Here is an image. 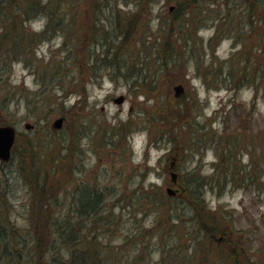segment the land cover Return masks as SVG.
Masks as SVG:
<instances>
[{"label":"rangeland","instance_id":"obj_1","mask_svg":"<svg viewBox=\"0 0 264 264\" xmlns=\"http://www.w3.org/2000/svg\"><path fill=\"white\" fill-rule=\"evenodd\" d=\"M141 1L40 0L33 9L20 7L17 20L0 10V36L13 31L14 37L23 30L26 42L17 47L7 37L4 50L0 42V56L11 52L0 60V125H13L18 137L14 160H0V211L8 214L17 233H29L34 210L29 162H37L54 140L59 150L74 143L49 181L61 204L51 208L48 216L64 214L65 203L72 194L79 196V189L99 195L114 222L98 232L91 220L82 231L89 239L97 232L100 253L109 257L107 264H199L204 257L210 264H222L221 252L216 253L208 239L204 238L203 250L194 258L187 240L179 241L189 239L186 231L196 229L192 208L197 200L215 216L223 214L230 220L218 237L234 239L244 248L249 264H264V92L246 78L239 83L232 77L225 80L229 68L219 70L242 49L249 20H242L243 13L232 0H203L205 14L191 44L192 54L180 42L175 45L172 36L178 59L170 77L176 82L161 75L154 85L150 81L159 77L153 76L159 69L155 59L159 53L155 43H161L159 27L176 3L149 0L142 8ZM11 2L12 7L19 6ZM45 3L52 6L51 20L41 7ZM228 10L233 19L229 24L216 21L218 11L223 18ZM125 12L141 22L137 31L125 30L124 36L118 18ZM221 23L222 33L211 41ZM251 37L252 54L264 59L261 39ZM68 59L71 65L66 68ZM106 61L116 67L107 68ZM176 85L183 87L179 95ZM121 95L124 101L116 102ZM182 95L187 110L182 108L181 128H176L172 117L180 114L169 107L167 97ZM60 117L62 124L56 128L53 125ZM234 136L239 139L231 149L227 139ZM228 177L232 179L225 182ZM196 178L201 181V195L189 198L187 185H198L187 179ZM168 187L179 194L164 203L159 192L168 196ZM171 205L184 225L167 221ZM169 247L171 253L163 257V249ZM138 254L142 255L139 262L134 261Z\"/></svg>","mask_w":264,"mask_h":264},{"label":"trees","instance_id":"obj_2","mask_svg":"<svg viewBox=\"0 0 264 264\" xmlns=\"http://www.w3.org/2000/svg\"><path fill=\"white\" fill-rule=\"evenodd\" d=\"M11 1L13 0H0V10L2 8L5 9V12L11 16V18L13 17L17 20L21 17L19 15V13H22L21 8L22 11L24 9H33L36 6H39L40 0H14L17 2L14 4L19 5L17 7H12L11 3L13 2ZM148 1L149 0H142L141 5L139 6L143 8V5H146ZM167 1L168 3L175 2L176 7L173 12H171V16L168 17V19L162 20L159 27V42L161 43H159V45L155 43L157 50L159 49V53H157L158 56L156 54L155 58L159 69H157L158 73L155 71L153 74V76L157 74L159 77L158 79L152 78L150 81V83L154 85L159 83L161 75L162 77L168 76V81L171 83L176 82L173 77H170L173 73L172 66H176V61L178 59L177 54L174 52L175 45L177 42H180V47H183L185 51L188 49L186 51L187 54H192V52H190L192 47L191 44H194L195 42V32L198 27V23H202V16L205 14V11L202 9V6L204 5L201 3L203 0ZM232 2L235 5L237 3L238 7L241 9V12L243 13L242 20L250 21H248L249 23L247 22L248 25L250 24V27L246 31L247 37H245L242 41V49L239 53H233L224 64L220 65L219 70L222 72L226 67L227 69L229 68L227 72L228 76L224 78L225 80L232 77L234 82L237 81L239 83L240 78H246L251 81L253 85H255L257 90L264 92V59L263 57L261 59L259 54L258 56L257 54L255 56L252 54V45L249 41L251 35L253 36L251 38H255L256 36L261 39L264 45V0H232ZM42 6L48 14L49 20H51L50 17H54L53 12L51 13L49 11L52 6L47 3L42 4L41 7ZM115 11L114 7H112L113 15ZM229 14L230 11L228 10V14H225L224 17L221 18L218 11V16L216 17L218 20L216 21L222 20L225 21L224 24H229L233 20ZM139 22H141V20H138V17H127L126 12L123 16H120L119 14L118 23L123 27L122 34H124V36L126 35L125 30H129L128 34H131V32L134 33V30L137 31V24ZM16 25L18 26V24ZM19 27L21 28V25ZM217 27L216 35L211 39V41L222 33L223 24H218ZM12 32L13 31H7L0 36V42L3 44V48L1 45L2 50L6 47L5 42L8 41L7 37H10L17 47L23 44L26 45L23 30L15 33L16 36L14 37H11L13 36ZM133 36L136 37V34ZM172 36L176 39L174 42L175 45L171 42ZM126 38L127 37H125L124 42L126 41ZM142 40L146 42V36L142 37ZM196 44L198 45V42ZM263 45L262 49H264ZM6 53L8 55L11 54L10 50L3 51V54L0 56L1 61H3L2 56L6 58ZM194 54L195 59L197 60L198 56H196V53ZM70 60L71 59H68L64 67L68 68L67 66L71 65L69 62ZM120 62L123 61H119V63ZM106 63L108 65L107 68L109 69L116 67V65L111 61H106ZM94 66L97 68L98 62L94 63ZM118 67H123V65ZM69 74H71L70 71ZM142 78L144 83L148 82V79L145 76ZM160 97L163 99L162 95H160ZM170 97L172 96L167 97L169 107L174 110L173 112L180 114L175 118L172 117V121H175L176 128H181L179 119L181 118L182 108L187 110L186 100H184L186 98L183 95L180 98L175 97L174 99L173 97L170 99L172 101L171 103L168 99ZM158 100L160 101V99ZM177 105H179L178 108ZM168 118L169 117H166L164 119ZM237 138L239 139V137L234 136L233 138L227 139V146L229 145L231 149H234L233 144H235V141L238 140ZM58 141L60 140L57 139V142ZM17 142L15 143L12 157L9 161L16 156V148L18 147ZM55 143L56 141L54 140L51 144L49 143L50 146L44 148V152H42V155H40V159L37 162L35 159L29 162L31 166L27 175L29 181L28 184L31 186L32 195H34V210L33 217L31 216L32 228L30 229V232H25V234H21L20 232L17 233L14 225L10 222V220H8V214L5 211H0V264H107L106 261L109 257L100 253L101 246L97 243V240L100 242L97 232L92 233V237L94 239L90 238V240L89 237L82 231L84 224L91 220L95 225L94 228H96L98 232L101 228H103V226L109 228V225L114 222L113 219L111 220L109 217V214L104 211L102 199L99 198V195L88 189H79V196L74 193L71 196L72 199H69V201L65 203L66 212L64 214L55 215L51 218L48 216V211L51 208H58L61 204L60 195L52 194L54 189L49 184V181L60 171L61 163L63 161L65 162V159L68 158L70 150L74 144L69 145V143H67L66 146H63L62 150H59V147L61 146L58 143ZM230 155L232 158L231 160L235 159L233 158V155L235 156L234 150H232ZM38 163L39 167L34 168V166L36 167ZM258 176L259 175L257 173L256 179ZM250 177L253 179L254 176L251 174ZM231 179V177H228L225 182H228ZM222 180L223 179H221V182ZM187 181L188 183L192 181L198 185V187L194 186V188H191L192 186L187 183V186L189 187L187 188L189 198L192 196L195 198L200 197L202 190L200 186V179H187ZM159 194L164 199V203H167L168 200L174 201V198H176V195L179 193L173 195L169 194L168 196L163 195L162 192H159ZM196 203L198 204L196 206L193 205L192 208V219H194L196 229H192V231L189 232L186 231L189 239L186 237H181L179 239L181 243L186 242L187 240L189 243L188 249L189 252H191L192 258L195 257L196 253L199 254L203 250L204 238H206V242H208V239L209 243L216 247V253L219 251L221 252L219 253L220 257H222L221 259L223 260L222 264H249L250 259L246 256L244 248L237 244L234 239L228 238V236L226 237L224 234H221V236L218 237L221 231L224 230H221L224 228L223 225L230 223L227 216H224L223 214L215 216V212L211 210L209 211V206L205 203L202 201L198 202V200ZM173 208L174 207L171 205V207L167 210V221L172 226H178V223L183 224L180 216L172 211ZM173 222L177 223L173 224ZM231 231H227V235H230L232 233ZM215 240L218 244L215 243ZM174 241H176V239ZM13 243L15 244L13 245ZM45 248H47V252L43 254ZM170 248L171 247L167 250L163 249V257L166 256V252L167 254L171 253ZM139 258L141 259L142 255L140 257L138 254L134 258V261L139 262ZM4 259H7L8 261H4ZM193 262L194 260L192 263ZM208 262V259L205 260L204 257L200 259L199 264H210Z\"/></svg>","mask_w":264,"mask_h":264},{"label":"water","instance_id":"obj_3","mask_svg":"<svg viewBox=\"0 0 264 264\" xmlns=\"http://www.w3.org/2000/svg\"><path fill=\"white\" fill-rule=\"evenodd\" d=\"M176 94L179 95L181 91H183V87L181 85H176ZM125 97L123 95L116 98V102L121 103L123 102ZM63 121V117L58 118L55 123L54 127L60 128ZM27 127H30L29 124L26 125ZM16 128L11 124H4L0 125V160L2 161H9L12 157L13 153V147L16 141ZM172 175V181L176 183L177 181V174L173 171L171 173ZM168 194L173 195L176 194L177 190L168 187L167 189Z\"/></svg>","mask_w":264,"mask_h":264}]
</instances>
